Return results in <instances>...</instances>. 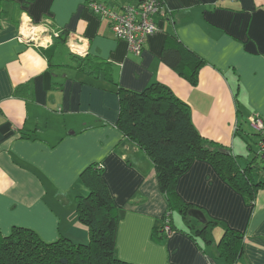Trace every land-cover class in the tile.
<instances>
[{
    "label": "crops",
    "instance_id": "obj_1",
    "mask_svg": "<svg viewBox=\"0 0 264 264\" xmlns=\"http://www.w3.org/2000/svg\"><path fill=\"white\" fill-rule=\"evenodd\" d=\"M103 1L120 10L146 0ZM165 3L170 15L154 16L158 31L137 56L88 0H0V235L22 227L45 242L67 237L87 243L89 229L77 213V197L89 192L81 175L102 163L120 211L117 258L264 264V189L249 201L211 163L196 160L176 191L217 223L214 241L207 244L173 212L174 232L167 235L168 201L154 163L117 126L118 89L142 91L158 82L189 105L204 138L224 146L241 169L256 165L250 158L259 137L250 133L248 120L264 118V0ZM24 19L45 28L41 41L20 39ZM72 35L87 43L88 57L72 54ZM169 44L203 61L196 85L162 60ZM227 228L244 236L234 263L219 254Z\"/></svg>",
    "mask_w": 264,
    "mask_h": 264
},
{
    "label": "trees",
    "instance_id": "obj_2",
    "mask_svg": "<svg viewBox=\"0 0 264 264\" xmlns=\"http://www.w3.org/2000/svg\"><path fill=\"white\" fill-rule=\"evenodd\" d=\"M88 56L89 53L76 57ZM162 60L192 85L198 83L203 61L194 53L169 44L163 49ZM117 93L120 101L117 126L150 156L159 189L166 194L168 212L163 220L169 219L172 224V212L177 211L189 229L212 244V228L217 223L210 220L202 223L190 215L193 206L176 191L179 177L194 161H207L249 201L264 189V180L256 181L251 175L252 165L241 169L236 157L224 146L204 138L192 120L189 105L166 85L157 82L142 91L120 87ZM257 158L260 157L256 151L253 161ZM260 170L264 175V165ZM81 180L89 192L77 197V213L80 222L89 229V241L78 243L61 237L45 242L33 230L15 227L12 233L0 235V264H134L116 256L120 211L104 177V165H90ZM194 221L202 226H196ZM243 237L241 232L227 228L218 245L220 256L234 263L243 252Z\"/></svg>",
    "mask_w": 264,
    "mask_h": 264
},
{
    "label": "built area",
    "instance_id": "obj_3",
    "mask_svg": "<svg viewBox=\"0 0 264 264\" xmlns=\"http://www.w3.org/2000/svg\"><path fill=\"white\" fill-rule=\"evenodd\" d=\"M88 6L94 13L109 22L115 36L125 40L129 51L137 56L143 53L147 38L158 31L154 16L160 13L170 15L165 0H146L137 5H125L120 10L114 9L103 0H88ZM45 32V28L34 24L30 19H24L19 27V37L26 41H41ZM69 38H73L68 41L72 54L78 56L88 54L87 43L80 44L75 35ZM248 122L259 133L257 155L264 159V118L259 114H253ZM164 228L167 235L174 232L169 219L164 221Z\"/></svg>",
    "mask_w": 264,
    "mask_h": 264
},
{
    "label": "rangeland",
    "instance_id": "obj_4",
    "mask_svg": "<svg viewBox=\"0 0 264 264\" xmlns=\"http://www.w3.org/2000/svg\"><path fill=\"white\" fill-rule=\"evenodd\" d=\"M109 4V3H108ZM248 125H249V128H250V130H251V132L250 133H255L256 134V132H255V130L251 127V125L248 123ZM257 135V134H256ZM257 137H258V135H257ZM256 148H258V145H257V147ZM256 150V149H255ZM257 151V150H256ZM253 158H254V156H252L250 159H252V161H253ZM251 161V160H250ZM264 165V160L263 159H261V158H257V164L255 165V164H253L252 166H253V169H252V172H251V175L254 177V179L256 180V181H260V180H262V179H264V175L262 174V172H261V170H260V166H263ZM247 166V165H246ZM245 166V167H246ZM174 213V215L175 216H178L179 215V213L177 212V211H174L173 212ZM181 217V216H180ZM182 219V218H181Z\"/></svg>",
    "mask_w": 264,
    "mask_h": 264
},
{
    "label": "water",
    "instance_id": "obj_5",
    "mask_svg": "<svg viewBox=\"0 0 264 264\" xmlns=\"http://www.w3.org/2000/svg\"><path fill=\"white\" fill-rule=\"evenodd\" d=\"M190 215L199 220L202 223L207 221V217L204 212L200 209L193 208L190 210Z\"/></svg>",
    "mask_w": 264,
    "mask_h": 264
}]
</instances>
